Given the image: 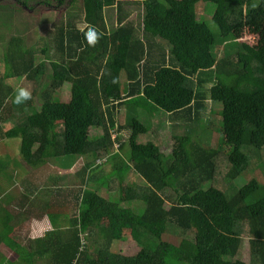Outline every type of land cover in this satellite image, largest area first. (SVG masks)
<instances>
[{"label":"trees","instance_id":"16d2710c","mask_svg":"<svg viewBox=\"0 0 264 264\" xmlns=\"http://www.w3.org/2000/svg\"><path fill=\"white\" fill-rule=\"evenodd\" d=\"M21 1L19 10L31 9ZM79 1L43 0L47 7L67 8L65 19L39 44L44 49L10 42L20 47L10 45L16 54L9 46L0 66V124L16 125L5 133L0 127V143L2 136L20 138L22 160L33 168L49 157L107 156L99 166L105 169L102 184L117 174L121 194L101 195L79 174L80 191L66 192L71 230L63 237L59 228L47 233L39 241L43 252L16 244V215L0 203V244L16 252L20 264H264V186L252 181L249 194L241 192L243 175L264 169V0H141L139 29L132 21L122 24L121 0H81L83 11ZM199 3L213 6L209 19H199ZM114 6L118 25L110 32L104 9ZM253 25L258 42H239L237 32ZM36 52L52 73L44 61L35 64ZM11 78L24 79L31 92L8 86ZM66 86L69 101L56 93ZM19 90L28 97L17 103ZM123 106L137 110L128 128L117 124ZM151 106L172 124L218 116L222 146L209 150L190 132L171 135L166 155L161 144L140 142L149 135L142 118ZM125 128L129 137L112 138ZM100 130L102 136L92 140L91 131ZM52 188L42 190L52 198L66 196L61 187ZM15 202L23 208L28 195ZM135 203L142 213L132 209ZM243 223L249 225L248 261L239 257ZM171 227L178 231V246L164 240ZM128 233L148 247L129 256L111 250Z\"/></svg>","mask_w":264,"mask_h":264},{"label":"rangeland","instance_id":"374dc122","mask_svg":"<svg viewBox=\"0 0 264 264\" xmlns=\"http://www.w3.org/2000/svg\"><path fill=\"white\" fill-rule=\"evenodd\" d=\"M20 1V0H18ZM26 2L27 5L30 6L31 9H20V6L17 5L16 0H0V66L3 65L5 62V56L7 49L9 50V46L12 45L10 42L15 40L16 43H20L23 46H26L27 48L31 47H39L44 49V46H41L43 40L47 39L50 37L51 32H53V29L55 26L59 25L60 21L63 18V14L66 11V7L63 9H53L50 7H47L46 5H43V0H22L21 2ZM139 1L140 0H124L125 2V7L123 8V15L124 19L128 15H132L131 19H135L137 23L141 22V19L139 17ZM42 3V4H41ZM33 7V8H32ZM73 11L77 10L78 8L73 7ZM116 8H110L109 13L107 14V19L106 21L112 22L113 24L114 20L116 19V13H115ZM213 10V6L207 7L205 3H199L196 6V11L198 14L199 19H209L211 17ZM76 13V12H74ZM7 19V20H5ZM129 20V21H130ZM6 21L10 23L11 27H6ZM5 23V24H4ZM109 25V28L111 30L114 28L112 25ZM258 26L253 25L249 28H245L243 30H240L237 32V40L239 42H246L251 45H254L258 42ZM16 39H22V41H18ZM13 47H20L18 45H12ZM10 46L15 53V49ZM167 47V46H164ZM52 48V47H50ZM156 49V48H155ZM216 51H218L223 57V50L224 48L222 46L216 47ZM51 50V49H49ZM13 52V51H12ZM8 53H11L8 51ZM51 56V55H50ZM16 62V59L10 58V61ZM19 61V60H17ZM44 61L47 66V73H52V69L50 66V63L45 60V57L40 53L36 52L35 53V64H38L40 62ZM51 61H54L51 59ZM125 83L124 81H122ZM6 83L8 86L12 88H20L23 87L25 90H29L31 92V87L27 82H24V79L22 78H11L7 79ZM124 89L126 88V85L124 84ZM60 99L63 101H69L70 100V88L69 86H66L62 88L61 90L56 92ZM40 102V101H39ZM214 109H217L216 111L220 112V107L214 105ZM148 110V111H147ZM145 109V113L142 120L144 125L148 128L149 130V135L143 136L140 138V142L143 141H153L157 144H161V151L165 155L169 153L167 152V145L166 143L170 144L169 138L171 135L174 133H179V134H184L186 132H190L191 135H193V140L194 142H199L202 144V146L206 147L207 149L211 148H217L219 145L220 147L222 146V143L220 142L221 139V128L219 126V121L215 122V119H218V116L214 115H208L209 117L204 118L203 120L199 122H195L192 124H172L171 122H168L166 120L165 115L162 113V111L157 110L156 107H150L149 109ZM122 113H119L118 115V123L122 124V127L124 125H128L126 120L131 118L133 116V112L131 109L128 107L123 108ZM213 127H215L213 129ZM128 128V127H127ZM7 130V129H6ZM103 134L102 130L100 131H91V139H97L101 137ZM124 134L129 137V133L127 131L124 132ZM117 137V133L112 134V138L115 139ZM145 137V138H144ZM142 139V140H141ZM7 143V141H4ZM117 144V143H116ZM15 145L13 142L10 143V146ZM116 148V147H115ZM221 151H226L225 147L220 148ZM6 151V150H5ZM3 151V153L0 154V175L6 176V178L9 177V165L10 163L7 164V161H9L8 158H11V154H7ZM87 155L81 157H73L71 159H66V164L69 166L66 167V175L67 178H63L64 181H69L68 186H64L65 183H63V189L65 192L68 190H74V192L77 194L78 191H80V181H79V174L74 173V171H77L83 167L88 161H93L96 163L97 166H101L103 163H105L106 158L108 159L107 156H105L103 159H99L97 161L96 155ZM223 158H219L220 163L222 162ZM64 161V162H65ZM59 161L57 159L51 161L49 164L46 165L45 168L42 170H39L35 174H32L31 176L29 175L28 177L24 178L26 179L25 181L29 180L30 178L36 179V190H39L41 187V184L39 182L41 179L46 176H55L58 172H63L60 170L59 166ZM222 164V163H221ZM108 170H113L114 168L111 167V165L107 166ZM68 170V171H67ZM98 170V171H97ZM128 170V168H126ZM264 171V169H263ZM261 171V169H256L250 173H247L243 175L244 180L246 181V186L243 187L241 190L242 195H247L249 194V191L252 189V181H255L259 183V185L262 187L264 186V172ZM105 172L104 168H99L91 173H89L86 177L87 183L90 184V187L93 189H99V193L101 195H107V197L110 196V198L117 199L120 194H121V188L119 186V178L117 174H113L109 177L111 179L110 183H103V174ZM127 176L130 180H134L133 174L131 172H127ZM16 177H14L15 179ZM17 181L15 184H23L25 181L17 176ZM46 182H51L50 179H48ZM99 183V184H98ZM77 184V185H74ZM17 185H12L11 189L6 192V189L0 188V201H4L5 204L13 203L17 198L20 197V188L16 187ZM115 186V187H114ZM114 187V189H113ZM112 188V189H111ZM63 190H61L63 192ZM40 195H44L48 198L49 204H56L59 202L60 198H52L48 196V193L43 192L41 190ZM61 197V196H60ZM64 199V197H63ZM44 204V203H42ZM68 215L67 217L71 218L72 213H73V207L69 204L68 205ZM132 209L136 213H142L144 207L139 203H135L131 205ZM167 207H169V204H167ZM57 211V210H56ZM34 220V219H33ZM30 220L28 222H25L22 224V226H18L13 234L14 237L17 236V233H22V236H26L28 238H34L36 237L37 232L40 230L39 225L47 222V218L44 219L41 223H37L36 221ZM62 226V225H60ZM249 225L247 223L242 224L241 228V234L243 238V245L241 248V251L239 253V257L242 258L243 260L248 261L249 260ZM167 234L164 235V240L170 243H174L175 245H179L180 243V238L177 237L176 235L178 234V231L175 228H170L167 232ZM90 244V243H89ZM104 244V243H102ZM146 240L145 239H137L134 240L132 237H130L129 233L128 235H124L123 238L118 241V242H113L110 244L111 250L114 251H120L123 255L129 256V255H134L137 254L142 248L146 247ZM148 247V246H147Z\"/></svg>","mask_w":264,"mask_h":264},{"label":"crops","instance_id":"0c3cea01","mask_svg":"<svg viewBox=\"0 0 264 264\" xmlns=\"http://www.w3.org/2000/svg\"><path fill=\"white\" fill-rule=\"evenodd\" d=\"M122 3H124V0H121ZM141 2V0L139 1V3ZM80 8V10L83 11V3L80 0L79 3H77ZM127 4V3H126ZM125 3L123 4V8L126 5ZM71 7L73 8L74 5ZM139 7H141V3L139 4ZM110 8H116V6L114 7H108L104 9V19L106 22V26H108V30L111 32L112 30L115 29V27L118 25V18H119V14L117 11V8L115 10L116 13V19L114 20L112 25L110 21H106L107 19V14L109 13ZM67 10V8H66ZM73 10V9H72ZM66 12V11H65ZM65 12L63 14V18L62 20H64V15ZM123 16V23L125 24L127 22L132 21L136 28H141V22L137 23L135 21V19H131L132 15H128L126 17V19H124V15ZM62 20L60 21V23L62 22ZM130 20V21H129ZM59 23V24H60ZM112 25L114 28L111 30V28H109V25ZM47 61V60H46ZM49 62V61H48ZM51 62V61H50ZM125 82V81H124ZM128 107L129 109L132 110L133 114L137 113V110H134V108H131L129 106H123L120 107V110H122L123 108ZM140 112V110H139ZM122 113V111H121ZM119 115V114H118ZM118 115L116 113V119H117V124L120 125L118 123L119 119H118ZM128 120H126L125 122H127ZM116 124V125H117ZM16 125L14 121H10L8 123L0 124V127L2 128L3 132H8L9 130H11L13 128V126ZM7 129V130H6ZM127 131V133H129L128 129H122L120 130L119 133H117L118 137H122V138H126L127 136L124 134V132ZM2 132V134H3ZM1 137V143L0 146L5 145L6 151L5 153L7 154H11V158H8L9 161H7V164L10 163L9 165V177L6 178V176L0 175V188H4L6 189V192H8L12 185H17V188H20V192H22L21 194L25 193V195H28V203L25 204V206L23 208L18 209V207L16 206V202L13 203V205L11 203H7L5 204L4 201H0V203H2V205L4 206V208H7L9 210V212L11 213V216L16 215L15 218H12V222L14 224V229H16L18 226H22L23 223L28 222L30 220L36 221L37 223H41L42 221H44L45 218H47V222H44L42 224L39 225L40 230L37 232L36 237L34 238H28L26 236H22V233H17V236L14 237L12 233L11 236L12 238L15 240L16 244H20L22 247L26 248L27 250H29L30 252H43L42 247L39 244V241L45 238V235L47 233L50 232H56L59 233L56 229L59 228L61 234H59V237H63L67 234H69V231L71 230L70 227V219L67 217L68 215V205H69V198H68V193L65 192L66 196L63 199V194L61 195V197H59V202L56 204H52L50 205L49 200L46 196L44 195H40L42 188H49V189H53V187H63V183H65L64 186H68L69 181H64L63 178H67L68 175H66V167L69 166L68 164H66V159H71L73 158V156H67V157H60V158H53V157H49L50 159H45V163L42 164L41 166L37 167V168H33L30 167L29 165H27L23 160H22V156L20 153V138H5ZM117 138V137H116ZM7 141V143H5L4 141ZM13 142L15 145L13 146H9L10 143ZM116 147L114 150H118V145L115 144ZM10 150L14 151L11 152ZM3 153V151L0 150V154ZM91 155V154H90ZM95 155V154H93ZM92 155V156H93ZM82 158V157H81ZM97 161H99L97 155H96ZM57 159V161H59V168L60 170H62L63 172H58L54 177L53 176H49L46 175L44 176L41 181L39 182V184H41V186L38 185V187H41L39 190H36V179L34 178H30L29 180L25 181L26 177H28L29 175L31 176L32 174H35L36 172H38L39 170H42L43 168L46 167L47 164H49L51 161ZM65 161V162H64ZM99 167V166H97ZM96 163L93 161H88L85 165H83V167L77 171H74V173L76 174H85V176H87L89 173H91L92 171L94 172L96 169ZM68 171V170H67ZM98 171V170H97ZM17 176L21 177L25 182L24 183H28L29 187L26 190L23 186V184H15L16 182H20L17 181ZM14 177H16L14 179ZM48 179H50L51 182H46ZM62 181V182H61ZM48 193V192H45ZM18 199V198H17ZM16 201V200H15ZM44 203V204H42ZM57 210V211H56ZM60 215V216H58ZM62 225V226H60ZM16 231V230H15ZM14 231V232H15ZM35 242H37L38 244V249L36 247ZM28 243H31V245L33 246V248H29L28 247ZM44 257H39L36 256L35 259L36 261H41ZM3 261H7V262H11L14 264H20L18 263V254L16 252H14L13 250H11L8 246H6L5 244H0V263Z\"/></svg>","mask_w":264,"mask_h":264},{"label":"clouds","instance_id":"9594fccd","mask_svg":"<svg viewBox=\"0 0 264 264\" xmlns=\"http://www.w3.org/2000/svg\"><path fill=\"white\" fill-rule=\"evenodd\" d=\"M28 97V93L23 91V90H19L16 97H15V102H20L21 99H27Z\"/></svg>","mask_w":264,"mask_h":264}]
</instances>
